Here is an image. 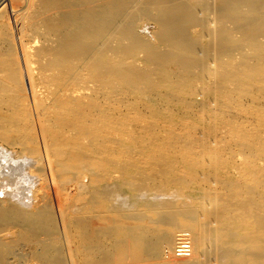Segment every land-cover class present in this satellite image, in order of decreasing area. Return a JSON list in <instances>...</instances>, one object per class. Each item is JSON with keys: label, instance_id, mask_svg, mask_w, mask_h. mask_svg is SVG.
<instances>
[{"label": "bare ground", "instance_id": "bare-ground-1", "mask_svg": "<svg viewBox=\"0 0 264 264\" xmlns=\"http://www.w3.org/2000/svg\"><path fill=\"white\" fill-rule=\"evenodd\" d=\"M117 79L166 102L205 93L227 106L239 91L264 128V0H0V179L13 178L0 186V264H264L261 134L256 165L218 173L221 189L158 183L111 146L102 92ZM30 157L61 188L72 174L77 193L40 199ZM181 229L191 252L177 261Z\"/></svg>", "mask_w": 264, "mask_h": 264}, {"label": "rangeland", "instance_id": "rangeland-1", "mask_svg": "<svg viewBox=\"0 0 264 264\" xmlns=\"http://www.w3.org/2000/svg\"><path fill=\"white\" fill-rule=\"evenodd\" d=\"M144 22L140 24V27L142 26L140 30L145 33L147 38L153 39L154 33L157 32V25L153 22ZM154 26H156V30ZM208 41L209 39L206 37L202 39L203 43ZM143 56L144 54L141 53L140 58ZM201 58L204 59L203 55ZM126 61L128 64L134 62L133 59ZM168 69L172 72L176 70V66L172 64L168 66ZM207 77V80L204 77L202 82H198V87L205 93L217 81V78L212 75ZM113 86V89L110 90L112 95L110 98L104 99V96L109 93L108 88L102 92L104 95L102 101H106V106H110V109L113 108L114 112L112 118H115V122H113V129H110L111 146L118 152L127 153L132 162L146 166L147 168L141 169L140 172L146 170L147 173L157 176L158 183L173 184L176 189L183 185L181 184L183 181L192 182L195 180L205 190L211 186L221 189L219 179L215 178L218 173H231L234 178L236 176L239 178L243 166L248 165L247 163L255 164L256 135L259 136L260 133L264 141V128L258 122V111L261 106L258 105L259 108L255 106L253 97L236 91L231 93V98H228L229 104L226 106L223 104L227 99L218 103L214 97L204 93L195 96L192 101L188 94L182 92L183 94L175 95V99L171 97V102H166L154 95L152 98L151 95H141L137 90L129 91L118 79ZM87 89L93 90V85L90 84ZM161 93L170 94V90L164 89ZM234 96L235 98H233ZM84 100L85 103L89 101L88 98H84ZM178 100L181 102L179 103ZM253 103L254 105H252ZM85 146L88 147L87 142H85ZM38 150L41 153V149L38 148ZM24 156L29 157L30 155ZM23 158L25 159V157ZM126 158L123 157L121 160ZM258 158L257 163L264 167V156L263 158L258 156ZM28 160L31 162V157ZM52 161L55 160L52 159ZM30 164L33 171L30 169L31 175L29 176H32V182L36 183L34 186L37 188H34L40 199L44 195L48 197L53 193L58 194L57 197L59 194H63L62 197L68 198V192L62 188L71 189L74 194L77 193L75 179L69 172L65 171L60 175L61 188L58 183H51L41 159L32 158ZM230 165L234 167H229ZM135 171H139V169H135ZM162 173H168V175ZM5 174L7 177L3 176L0 179V186H3L4 183H11L13 180V178L9 179L8 173ZM46 175L48 177H45ZM47 178L48 180H46ZM45 185L47 188L44 187ZM38 189H42L40 190L42 193ZM180 231L190 235L186 229ZM176 260H180V256H177Z\"/></svg>", "mask_w": 264, "mask_h": 264}, {"label": "built area", "instance_id": "built-area-1", "mask_svg": "<svg viewBox=\"0 0 264 264\" xmlns=\"http://www.w3.org/2000/svg\"><path fill=\"white\" fill-rule=\"evenodd\" d=\"M191 252V243L187 232H182L179 236V242L176 248L178 256H187Z\"/></svg>", "mask_w": 264, "mask_h": 264}]
</instances>
